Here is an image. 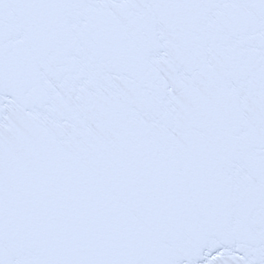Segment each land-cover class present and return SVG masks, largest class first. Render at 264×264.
<instances>
[{"label": "snow or ice", "instance_id": "1", "mask_svg": "<svg viewBox=\"0 0 264 264\" xmlns=\"http://www.w3.org/2000/svg\"><path fill=\"white\" fill-rule=\"evenodd\" d=\"M0 264H264V0H0Z\"/></svg>", "mask_w": 264, "mask_h": 264}]
</instances>
